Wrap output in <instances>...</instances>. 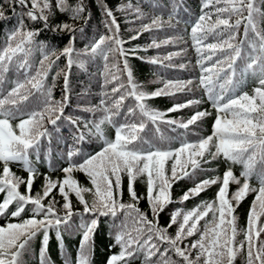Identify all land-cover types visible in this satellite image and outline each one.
I'll return each mask as SVG.
<instances>
[{
    "label": "snow or ice",
    "instance_id": "obj_1",
    "mask_svg": "<svg viewBox=\"0 0 264 264\" xmlns=\"http://www.w3.org/2000/svg\"><path fill=\"white\" fill-rule=\"evenodd\" d=\"M6 3L16 17V24L0 41V193L4 194L0 216L10 215L20 222L0 226V264H24L23 257L30 250L31 241L40 234L43 236L40 264H51L47 255L50 231L56 233L58 241H62L64 232L80 234L76 264H92L100 217L112 218L114 244L111 247H119V252L110 255L106 264H134L135 260H140V264H235L238 256H243V264H264V239H261L264 234L261 221L264 217V29L258 25V18H264V0H200L199 15L189 20L178 18L182 4L174 3L167 19L163 13L154 12L147 23H143L148 17L139 3L134 5L128 0L126 4H118L115 10L101 3L105 32L83 49H77L75 41L84 27H76L75 22L87 24L91 19L86 0H77L75 5L68 0H6ZM56 12L67 14L73 23L51 24L49 21ZM117 12L126 14V22H129L127 15L135 17L131 23L141 21L128 40L121 36ZM11 18L0 5V21ZM25 18L41 27H30ZM181 23L186 25L185 32L190 27L188 35L196 53L198 77L164 80L163 87L144 91L134 77L130 56L152 65L177 67L171 61L187 49L145 58L136 55L141 50L138 47L125 45L144 32L165 27L174 29ZM44 31L67 33V44L62 48L49 47L46 41L37 39ZM183 40L182 35L160 41L153 39L143 51ZM61 56L66 58L67 71L62 70V96L56 100L52 91L56 77L51 85L46 81ZM85 58L103 61V68L99 70L103 78L99 104L83 108L77 105L93 116L101 113L93 120L65 115L70 103L71 69L74 65L84 69ZM178 67L183 69L185 65L181 63ZM9 73L15 78H10ZM248 75L257 85L251 94L244 90ZM195 88L203 89L216 115L211 135L190 140V126L211 113L197 110L186 121L166 118L167 113L199 105L201 100L175 103L167 112L153 109L147 101L192 92ZM129 99L133 103L124 110ZM65 124L73 129V144L67 148V167L58 169L64 173V179L52 180L45 175L42 193L33 195L34 179L40 175L35 165L40 162L42 138L50 145L53 134L59 133ZM104 125L114 128V139L105 135ZM162 126L176 135H168ZM90 136L102 142L99 151L75 147L87 142ZM174 143L179 146L173 147ZM221 157L230 164L242 165L240 175L236 176L228 167L222 178L214 175L199 180L178 202L182 204L212 185L218 186L215 200L202 201L187 210L177 208L170 213L168 224L160 225V213L176 202L172 199L173 184L185 178L195 180L198 172L209 171L204 165ZM13 163L21 165L27 173L26 179L11 170ZM49 167L57 170L51 164ZM74 171L84 173L91 187L80 186L72 176ZM125 177L128 202L123 201ZM253 177L257 187L250 185ZM140 178H144L146 185L143 196L135 189ZM230 183L238 187L229 197ZM21 185H25L24 192L20 191ZM54 189L63 198L61 210L55 206V197L44 203ZM73 193L82 211H73L69 199ZM84 193L92 194L91 202L84 198ZM249 193L255 196L247 227L240 229L234 213ZM141 199L147 200L151 218L137 206ZM13 204L15 209L9 213V206ZM26 209L31 215L23 218ZM210 213L211 218L206 219ZM75 216L80 217L79 225L73 219ZM117 218H120L119 224L115 223ZM201 221H204L202 226ZM174 225V233H169ZM240 235L243 239H237ZM191 237L196 238L189 240ZM65 264L71 261L66 258Z\"/></svg>",
    "mask_w": 264,
    "mask_h": 264
},
{
    "label": "trees",
    "instance_id": "obj_2",
    "mask_svg": "<svg viewBox=\"0 0 264 264\" xmlns=\"http://www.w3.org/2000/svg\"><path fill=\"white\" fill-rule=\"evenodd\" d=\"M77 0H68L69 4L75 5ZM107 4L108 7L115 10L118 4L128 3V0H86L87 4V12L91 14V19L87 24H84L83 21L75 22L76 27H84L83 33H77V38L75 41V47L77 49H83L85 44L92 41L94 38H97L99 35L104 34L105 29L103 25V16L100 8V4ZM132 4L139 3L142 11L147 15L148 19H145L143 23L149 22L151 15L155 13H163L164 18L167 19V14L172 11V6L174 3H181L182 7H180L178 12V18L182 20L195 19L200 13V0H131ZM155 4L157 7L153 8L152 5ZM0 5H2L6 10V15L12 17L11 19L0 21V41L3 40L6 32L16 24V17L12 16L11 11L8 8L6 0H0ZM187 9L185 11L184 9ZM262 10H264V6H262ZM17 12H19V8H17ZM118 23L121 28V36L128 40L129 37L135 34V29H137L141 23V21L136 20L135 23H131L130 21L135 20L133 15H127L126 22V14H122L120 12L116 13ZM26 23H29L30 27L40 28V24L32 25L30 22H27V18H25ZM51 24H59L61 22L73 23L67 14H61L56 12L55 16L52 17L49 21ZM175 21H173L174 23ZM258 25L261 29H264V18H258ZM186 25L181 23L176 26L174 29H170L165 27L162 30L152 31V32H144L142 33L138 39L131 40L129 43L125 45L126 48H134L138 47L141 49L136 53L137 56H142L145 58L155 57L167 55L170 52H178L181 48L187 49L186 52L182 53L180 56L175 57L171 63L177 65V67H161L159 65H152L140 59H136L133 57H129V62L133 67L134 77L138 84L143 87V90L146 92L155 91L157 88L163 87L162 81L164 80H188L194 77H198L199 68L196 66V53L191 46V40L189 39L188 33H190V27L187 32L184 31ZM132 29L133 31H129ZM243 34V26L240 29V36ZM184 37L183 41H179L174 44H170L167 46H162L159 49L149 48L147 51H143L148 44L152 42L153 39L158 41L165 39L166 37H174L180 36ZM38 40L46 41L49 47H59L62 48L68 42V34L67 33H58L53 34L50 31H44L40 36L37 37ZM186 41V43H185ZM40 56L37 52L35 54V59L38 62ZM110 55V60H111ZM86 59L85 68L81 69L77 66H73L70 74V85H71V93H70V103L69 106L65 108V115H79L83 116L86 120L98 119L101 113L97 112L95 116L92 113L83 112L80 108L86 106H94L99 104L101 98L102 88L101 85L103 83V78L99 74V70L103 68V61L100 58H97L95 61H90ZM165 63H168L167 61ZM183 63L185 68L181 69L178 67L179 64ZM66 58L61 56L59 60L52 66L51 71L48 73L46 83L51 85L53 83V77L55 79V87L53 88V96L56 100H60L62 96V89L64 84L63 79V71H67L66 69ZM63 70V71H62ZM57 73H61L57 76ZM10 78H15L12 73H9ZM257 86L254 78L251 75H248L245 80L244 90L248 91L251 94L253 87ZM111 85L108 86L110 90ZM188 99H199L201 103L199 105L184 108L176 112L167 113V117L169 119H177V120H187L191 115L194 114L195 111H204L207 110L211 113V115L206 116L201 121H197V124L191 125L189 130L188 139L195 140L198 137H206L212 134V126L215 119V110L211 107V104L207 100V96L205 95L202 88H195L192 92H183L176 93L175 95L168 96H160L147 101V103L156 110L161 112H167L169 108L173 106L175 103H184ZM133 101L131 99L125 101V109L128 105L132 104ZM80 106V108L77 107ZM51 127L50 125H47ZM151 126V125H149ZM166 133L170 136H175L176 133L171 132L166 126H162ZM81 129L83 130V124H81ZM104 133L108 138L114 139L115 130L110 125L103 126ZM87 131V130H85ZM183 132V129L178 130ZM72 132L73 129L70 128L67 124L61 127L59 133H54L51 143L42 138L41 141V149H40V162L35 166L40 172V175L34 179L32 186V194L35 195L37 192L42 193V188L44 184V176H49L52 180H63L64 173L59 171L58 169L67 167L66 161V152L69 145L73 144L72 141ZM102 142L97 140L95 137H89L88 141L83 144H77L75 147L82 148L84 151L88 152H96L99 151ZM177 143L173 144V147H178ZM49 147L51 151L49 152ZM61 156H64V159H61ZM47 157V159H46ZM35 159V157H32ZM74 159H78V157H74ZM51 164L52 168L57 169L56 171L51 170L49 167ZM171 161L167 167L170 168ZM11 170L19 177L27 178V173L22 170L21 165L13 163L10 165ZM205 169L209 171L198 172L195 180H189L187 178L180 180L173 184L172 187V199L176 201L167 206V208L160 213L159 223L162 226H166L170 219V213L177 209L183 208L185 210L191 209L196 205L200 204L202 201H213L216 198V193L218 191L217 185H212L207 188L205 191H202L198 196H194L190 198L188 201L184 203H179L180 197L186 192L189 188L193 187L196 182L199 180L209 178L211 176H220L222 178L223 173L228 167H231L234 174L236 176L240 175L242 171V165L240 164H230L229 162L224 161L221 157L216 161H213L210 164L203 166ZM170 174V172H169ZM73 178L78 182L80 186L91 187V184L86 177V175L79 171H74L72 173ZM250 185L253 187H257L256 178L253 177L250 181ZM238 185L234 183H230L229 185V197L231 193L237 189ZM135 189L139 195H145L146 193V185L144 183V178H140L136 181ZM20 191H25V185H21ZM84 198L91 202L92 194L84 193ZM3 193H0V201L3 200ZM255 194L249 193L238 206H236V211L234 215L237 217V224L240 229H246L247 227V218L249 208L252 204ZM52 197H55L56 208L57 210H61V206L63 204V198L59 194L57 189H54L51 195L44 200V203L47 204L48 200ZM69 199L72 202L73 211H82V205L77 201L74 193L70 194ZM129 196L127 193V178H124V194L123 201L128 202ZM141 211L147 213L149 218H151L152 214L146 199H141L137 205ZM30 207V206H29ZM15 209V205L9 206V213ZM62 214V211H61ZM31 213L26 209L25 213L22 214L23 218H28ZM211 218V213L209 217ZM74 221L77 225L80 223V217L75 216ZM87 219V217H85ZM261 221L264 222V217L261 218ZM20 222L19 218L10 217V215L0 216V226H4L7 223H18ZM120 218H117L115 223L119 224ZM201 226L204 224V221L200 222ZM175 225L169 229V233H174ZM114 229H113V220L111 217H100L99 218V226L98 230L95 234V246L94 252L91 257L92 264H106L107 258L113 253L119 252V247H111L114 244L113 239ZM62 241H58L56 237V233L54 231L49 232V241H48V250L47 255L50 258L51 264H65V259H69L71 264H76L77 252L80 246L81 235L78 233H62ZM196 237H191L189 240H194ZM43 236L42 234L38 235L36 239L31 241L30 250L24 255V264H40V249L41 242ZM237 239H243V235L237 237ZM261 239H264V234L261 235ZM195 256V252L193 251V257ZM134 264H140V260H135ZM235 264H243V256H238Z\"/></svg>",
    "mask_w": 264,
    "mask_h": 264
}]
</instances>
